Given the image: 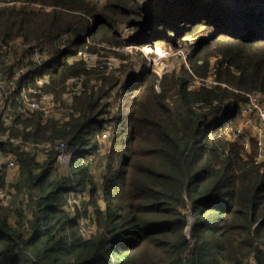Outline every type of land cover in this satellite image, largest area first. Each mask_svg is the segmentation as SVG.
Wrapping results in <instances>:
<instances>
[{"label": "trees", "instance_id": "16d2710c", "mask_svg": "<svg viewBox=\"0 0 264 264\" xmlns=\"http://www.w3.org/2000/svg\"><path fill=\"white\" fill-rule=\"evenodd\" d=\"M2 1L0 43L22 39L26 53L49 42L43 88L60 100L70 78L83 84L64 122L15 113L16 135L68 140L74 157L58 165L56 150L42 160L18 151L16 190L0 202V264H248L251 255L264 264V163L256 140L247 149L234 137L238 102L264 93V0ZM125 23L136 45L190 38L189 66L126 80L109 70L101 51L128 43ZM81 50L97 65L67 59ZM119 86L114 113L107 98ZM75 197L82 208L72 210Z\"/></svg>", "mask_w": 264, "mask_h": 264}, {"label": "built area", "instance_id": "2783aa9c", "mask_svg": "<svg viewBox=\"0 0 264 264\" xmlns=\"http://www.w3.org/2000/svg\"><path fill=\"white\" fill-rule=\"evenodd\" d=\"M130 31L128 28V33ZM65 38L64 36L63 39ZM57 41L56 43L60 44V40ZM14 45L20 49L26 47L22 39L11 41L9 44L0 43V126H3V128L0 127L1 203H7L16 190L15 184L20 175L19 150L36 155L39 160L47 158L52 151L56 150L55 161L60 165H69L74 157L68 140L36 142L26 140L12 131L16 128L14 124L16 111L26 118L32 117L35 112H40L43 122L51 117H56L60 122H64L69 115L67 108L60 102L64 99L66 92L63 94L62 99L58 100L53 92L46 91L43 88L45 84L51 82L50 73L45 69L48 68L51 58L49 42L40 39L34 41L26 53L23 51L18 62L9 63V59L13 57L10 49H13ZM112 47L116 48V46ZM185 50L186 47L181 46L176 53L186 59L187 53ZM88 53L96 54L81 50L78 53L68 55L67 59L73 61L84 58L87 61ZM103 59L108 60L109 70L116 67L111 57H103ZM87 63L89 62L87 61ZM1 64H4V66H1ZM96 65L97 63L95 65L91 64V66ZM196 82L209 85L214 81L212 77H196ZM82 84L81 78H70L67 82V90H71L72 95L79 94L82 90ZM70 99L72 101V98ZM15 102L18 103V108H16ZM200 105V103H196V108ZM239 105L243 119L240 126L235 130L234 137L236 139L244 138L246 148L250 147V139H256L259 143L256 160L259 163H264V93L247 92L244 99L241 102L239 101ZM105 116L107 119L106 137L108 132L112 130V121L111 116L107 114ZM71 194L75 196V189L71 191ZM70 206L72 210H76L77 207L82 208L81 202L76 197L73 198ZM187 212L189 218L193 220L190 207H188ZM84 222L82 223V230L87 235H91L95 231L94 225H87ZM187 235L192 245L196 234L190 227L187 228ZM186 255L189 256L190 251ZM248 264H257L255 255H251Z\"/></svg>", "mask_w": 264, "mask_h": 264}, {"label": "rangeland", "instance_id": "374dc122", "mask_svg": "<svg viewBox=\"0 0 264 264\" xmlns=\"http://www.w3.org/2000/svg\"><path fill=\"white\" fill-rule=\"evenodd\" d=\"M6 2L0 0V5H4ZM20 3V2H18ZM17 3V4H18ZM227 3H230V1H227ZM37 7H42L46 10H49L52 8V6L48 4H40L35 3ZM128 28L131 30L128 33ZM122 36L123 40H126L127 42L132 38L133 36V28L130 27L128 23L122 24ZM68 37V36H67ZM39 40V39H37ZM34 40V41H37ZM33 41V42H34ZM33 42L31 44H33ZM192 40L190 38L182 40V42L179 43L177 48H171V47H154L151 45H136L132 42L126 43L124 46L111 48L106 47V49L102 50V56L103 57H111L112 62L116 65L114 69L118 70L116 74H119L123 77L124 80H126L130 75L131 77L136 74H141L144 70H151L158 75L163 74L164 72H169L175 69H179L181 65L184 63L186 65L187 62H189L190 54L192 53L193 47H192ZM55 43V42H54ZM132 45V46H131ZM130 46V47H129ZM181 46L186 47V53L187 58L183 59L181 56H179L176 51ZM11 53L13 54V57L9 59V63H16L21 59V56L23 54V49L17 48L15 45L13 49H10ZM50 53V52H49ZM51 56V55H50ZM98 56L96 54H89L87 57V61L89 62L88 65L91 66V64L95 65L98 60ZM1 66H4V64H1ZM123 85V84H122ZM122 88L116 87L115 90L111 93V95L107 98L111 102H113V108L114 113H116L118 106L120 104V90ZM71 91V90H70ZM69 90L66 91L64 94V99L60 100L62 104L67 108V113L70 112V104L71 96H73L70 93ZM241 102V101H240ZM116 104V105H115ZM241 124V123H240ZM240 126V125H239ZM238 126V127H239ZM237 127V128H238ZM242 139V138H241ZM254 139V138H252ZM250 139V146H251V140ZM245 141V139L243 138ZM256 140V139H254ZM257 142V141H256ZM104 143V142H103ZM104 151H106V146L103 145ZM247 149H250L247 148ZM60 165V164H58ZM76 194V192H75Z\"/></svg>", "mask_w": 264, "mask_h": 264}, {"label": "bare ground", "instance_id": "6f19581e", "mask_svg": "<svg viewBox=\"0 0 264 264\" xmlns=\"http://www.w3.org/2000/svg\"><path fill=\"white\" fill-rule=\"evenodd\" d=\"M210 6V5H209ZM238 104H239V102H238ZM239 107H240V105H239ZM257 141V140H256ZM257 143H258V141H257ZM246 147V146H245ZM258 147H259V143H258ZM256 162H257V160H256ZM257 163H259V162H257Z\"/></svg>", "mask_w": 264, "mask_h": 264}, {"label": "crops", "instance_id": "0c3cea01", "mask_svg": "<svg viewBox=\"0 0 264 264\" xmlns=\"http://www.w3.org/2000/svg\"><path fill=\"white\" fill-rule=\"evenodd\" d=\"M104 143H105V141H104Z\"/></svg>", "mask_w": 264, "mask_h": 264}]
</instances>
